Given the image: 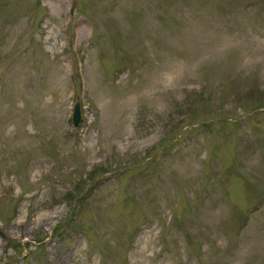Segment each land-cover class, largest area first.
Returning <instances> with one entry per match:
<instances>
[{"label": "rangeland", "instance_id": "rangeland-1", "mask_svg": "<svg viewBox=\"0 0 264 264\" xmlns=\"http://www.w3.org/2000/svg\"><path fill=\"white\" fill-rule=\"evenodd\" d=\"M0 264H264V0H0Z\"/></svg>", "mask_w": 264, "mask_h": 264}, {"label": "water", "instance_id": "water-1", "mask_svg": "<svg viewBox=\"0 0 264 264\" xmlns=\"http://www.w3.org/2000/svg\"><path fill=\"white\" fill-rule=\"evenodd\" d=\"M81 121L80 104L77 103L73 108L72 123L74 128H77Z\"/></svg>", "mask_w": 264, "mask_h": 264}]
</instances>
